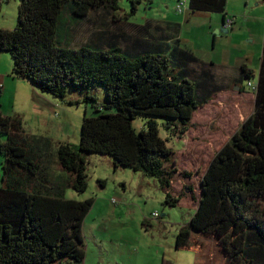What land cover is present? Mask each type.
<instances>
[{
	"label": "trees",
	"instance_id": "16d2710c",
	"mask_svg": "<svg viewBox=\"0 0 264 264\" xmlns=\"http://www.w3.org/2000/svg\"><path fill=\"white\" fill-rule=\"evenodd\" d=\"M227 1L187 0V10L224 14ZM119 9L117 0H19L15 27L0 29V53L11 57L15 77L60 102L68 88L81 91L93 108L78 145H55L25 135L21 117L0 106V264H83V222L94 200L67 199L66 191L87 190V154L156 179L165 206L192 211L175 250L193 264H264V38L255 90L236 83L232 99L159 25L100 31L74 46L73 24H61L63 14L85 20ZM240 70L244 81L254 78ZM95 86L104 89L103 105L88 93ZM159 126L170 138L186 136V153L168 147Z\"/></svg>",
	"mask_w": 264,
	"mask_h": 264
},
{
	"label": "rangeland",
	"instance_id": "374dc122",
	"mask_svg": "<svg viewBox=\"0 0 264 264\" xmlns=\"http://www.w3.org/2000/svg\"><path fill=\"white\" fill-rule=\"evenodd\" d=\"M181 1L187 6V0H117L120 9L113 11L112 16L106 11H91L87 19L81 20L68 13L61 17V24H73L70 30L74 38L72 42L79 46L85 41L93 42L95 33L100 31L117 35L120 29L128 31L131 25L143 26L149 21L161 27L166 22L176 23L179 28L172 26L171 32L177 35L180 48L191 52L200 63H213L218 68L239 69L246 63L254 74L249 82L255 84L264 38V3L259 0L260 3L254 2L245 10L239 0H229L230 11L236 12L237 16L229 17H234L236 24L227 34H216L217 28H209V17H204L206 14L195 13L194 16L200 17L189 20L190 13L185 14L187 8L177 12L176 5ZM134 8L136 10L132 12ZM245 11L256 17L249 20ZM113 16L121 20L119 24H112ZM0 58H7L12 63L6 53H0ZM247 83L245 81V85ZM88 93L96 98L99 105L105 104L101 86L92 87ZM84 97L81 91L68 88L63 102L43 94L30 102L26 96L18 100L15 109L22 112V125L26 132L53 140L55 145L60 144L57 142L78 145L82 119L84 115H93L90 104L85 107ZM2 103L5 107L10 104L7 95H4ZM216 118L217 112L213 111L209 123ZM217 121L221 123L220 119ZM144 125L145 119L141 117L133 121L137 131ZM207 131L204 130V138L211 136ZM159 135L176 153H186L189 142L186 136L175 134L170 138L162 126H159ZM86 163L87 190L83 194L71 189L66 191L67 199L83 201L92 198L95 201L94 209L83 225V264H193L192 255L175 250V236L187 227L192 211L165 206L164 194L156 179L129 169H115L107 156L87 154ZM155 212L158 217L153 216ZM147 218L151 224L145 226L143 222Z\"/></svg>",
	"mask_w": 264,
	"mask_h": 264
},
{
	"label": "crops",
	"instance_id": "0c3cea01",
	"mask_svg": "<svg viewBox=\"0 0 264 264\" xmlns=\"http://www.w3.org/2000/svg\"><path fill=\"white\" fill-rule=\"evenodd\" d=\"M263 3L264 1L261 0ZM239 2L242 4L244 9H248L251 5L253 6L254 2L260 3L259 0H239ZM229 0L227 1L226 4V9L224 14H216V13H207V12H196V13H204L206 16L204 17H209V28H220L221 27V22L225 18H231L229 16H236V12L232 13L230 11V5H229ZM17 5L18 1L13 2V0H6L3 2L0 6V29H6V30H11L15 27L16 25V17H17ZM252 8V7H251ZM190 13L188 10H186V13ZM246 16L249 18H255L256 15H252L250 12L245 11ZM187 13V14H188ZM191 14V15H190ZM189 14V20L192 18L200 17V16H194L195 13H190ZM197 15V14H196ZM211 15H216V16H211ZM237 17V16H236ZM234 23L236 24L235 18ZM263 18H264V13H263ZM249 20L247 21L249 23ZM151 22V21H149ZM153 25H159L160 29V35L164 38H168L171 34V40L177 39V35L171 30L173 29L172 26H176V28H179V24L176 23H171V22H166L163 27L160 26V24H154V22H151ZM233 23V25H234ZM232 25V26H233ZM230 30L233 29V27L229 28ZM246 60H248L246 58ZM12 61V60H11ZM197 65L195 70L197 72L201 73L203 70L210 71L214 84L219 87H223L225 89H230L227 92L229 93L230 97L233 99L235 96H239V93H236L238 90V87L235 86L236 83H241L244 89L248 90L247 84L245 85V81L243 80L242 73H241V67L242 66H247L246 63H243V65H240L239 69H233V68H218L215 64L211 63H200L199 60L198 62L194 65V67ZM12 67L13 64L8 61L7 58H0V106H1V111L4 115H19L21 119L23 120V115L22 112L18 111L15 109V104L18 102V100L24 99V97H28L29 101L31 102L32 99H36L35 97H39L41 93H39L28 81L24 79H20L15 77L12 74ZM236 70V71H235ZM239 70V71H238ZM226 92V93H227ZM31 94V95H29ZM4 95H7L8 97V103L11 104V106L7 105L6 107L2 103ZM26 95V96H25ZM45 95V94H43ZM46 97H50L48 95H45ZM52 98V97H51ZM15 102V103H14ZM23 122V121H22ZM24 134L25 135H34L32 133H28L25 131L24 126H23ZM37 136V135H36ZM43 137V136H42ZM53 142V140H51ZM54 143V142H53ZM60 144H66L62 142H57ZM55 144V143H54ZM69 144V143H67ZM72 145V144H71ZM158 187V186H157ZM95 203V201H94ZM95 204H93L90 212L93 211ZM90 212L87 214V216L90 214ZM156 213V212H155ZM154 214V213H153ZM87 216L85 217L84 221L86 220ZM145 222L150 225L149 218L145 219ZM84 225V222H83Z\"/></svg>",
	"mask_w": 264,
	"mask_h": 264
},
{
	"label": "built area",
	"instance_id": "2783aa9c",
	"mask_svg": "<svg viewBox=\"0 0 264 264\" xmlns=\"http://www.w3.org/2000/svg\"><path fill=\"white\" fill-rule=\"evenodd\" d=\"M183 7H185V9L187 8L185 2H183V1L179 2V3L176 5V11H177V12H181L182 9H183ZM233 23H234V19H233V18H225V19H224V25H223V28L229 30V28L232 27ZM247 86H248V88H249L250 90H255L256 84H252V83L249 82V83L247 84ZM153 216H154V217H158V214H157V213H154Z\"/></svg>",
	"mask_w": 264,
	"mask_h": 264
},
{
	"label": "water",
	"instance_id": "95a60500",
	"mask_svg": "<svg viewBox=\"0 0 264 264\" xmlns=\"http://www.w3.org/2000/svg\"><path fill=\"white\" fill-rule=\"evenodd\" d=\"M223 25H224V20H222V22H221V27L218 28V29L215 31L216 34H219V33L227 34V33L229 32L228 29H224V28H223Z\"/></svg>",
	"mask_w": 264,
	"mask_h": 264
}]
</instances>
